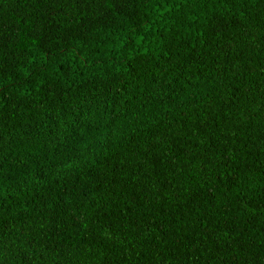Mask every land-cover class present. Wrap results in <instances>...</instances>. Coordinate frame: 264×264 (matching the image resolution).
Segmentation results:
<instances>
[{
    "label": "trees",
    "instance_id": "trees-1",
    "mask_svg": "<svg viewBox=\"0 0 264 264\" xmlns=\"http://www.w3.org/2000/svg\"><path fill=\"white\" fill-rule=\"evenodd\" d=\"M0 264H264V0H0Z\"/></svg>",
    "mask_w": 264,
    "mask_h": 264
}]
</instances>
